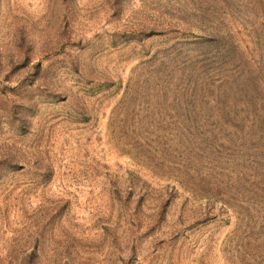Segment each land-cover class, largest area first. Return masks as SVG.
<instances>
[{
    "label": "rangeland",
    "instance_id": "rangeland-1",
    "mask_svg": "<svg viewBox=\"0 0 264 264\" xmlns=\"http://www.w3.org/2000/svg\"><path fill=\"white\" fill-rule=\"evenodd\" d=\"M219 96L264 108V0H0V264H264Z\"/></svg>",
    "mask_w": 264,
    "mask_h": 264
},
{
    "label": "trees",
    "instance_id": "trees-1",
    "mask_svg": "<svg viewBox=\"0 0 264 264\" xmlns=\"http://www.w3.org/2000/svg\"><path fill=\"white\" fill-rule=\"evenodd\" d=\"M224 38V35L221 36V39ZM215 39L217 38L215 37ZM250 64L251 63L247 64L246 67H242V70H244L242 71L243 74H252L253 69L250 68L252 67V64ZM251 86L253 89H258L257 85H254V83H251ZM202 97V99H206L204 93L202 94ZM260 101L261 100L254 99L250 96H243V98L233 99L227 102L222 101L220 96L219 98L214 99V101L212 99L207 100L206 103L210 105L207 107H209L214 112L213 118L217 119V121L214 122L212 121V117H209V119H211V124L218 130L232 129L236 133H240V135L244 137V140H241L242 142L240 144L242 148L246 149V152L249 150L248 146H250L251 143L252 147H262L264 146V143L256 144L254 138L253 142L255 141V143H253L251 137L252 133H257L258 136L255 138L264 139V108H260ZM262 101V105L264 107V99H262ZM245 155L252 156L253 154L245 153Z\"/></svg>",
    "mask_w": 264,
    "mask_h": 264
}]
</instances>
